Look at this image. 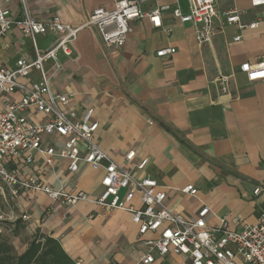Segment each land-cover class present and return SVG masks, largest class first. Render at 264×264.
I'll use <instances>...</instances> for the list:
<instances>
[{
    "label": "crops",
    "instance_id": "1",
    "mask_svg": "<svg viewBox=\"0 0 264 264\" xmlns=\"http://www.w3.org/2000/svg\"><path fill=\"white\" fill-rule=\"evenodd\" d=\"M115 1L25 0L36 18L55 15L74 25L82 24L97 7L112 8ZM164 3L189 12L188 0H146L142 7L152 10ZM0 6L21 14L20 0H0ZM217 9L237 10L239 23L227 24L217 16L211 46L198 45L192 23H182L163 11L160 27L152 26L147 17L133 21L119 49H105L95 32L84 27L72 44V55L58 52L59 67L46 61L45 70L54 92L73 95L59 107L75 111L77 119L91 108L102 150L135 177L156 179L167 195L169 210L189 218L206 205L210 209L207 225H217L225 217L229 228L240 229L243 224H255L264 212V191L254 194L255 187L264 188V80L250 82L240 70L242 63L255 64L264 54V6L252 7L250 0H217ZM254 21H259L254 29L239 27ZM238 34L241 39L234 41ZM36 38L38 49L45 51L57 36L44 32ZM165 47L176 51L157 56L156 51ZM33 56L29 37L17 29L2 38L1 65L13 67L20 57ZM219 72L230 75L228 95L219 92ZM36 77L31 71L22 82L29 84ZM9 98L17 99L18 93ZM22 114L36 124L48 118L30 108ZM62 143L55 134L42 135L43 146L59 148ZM130 150L135 157L126 161L124 155ZM27 155L24 152L8 161L9 169L20 178L34 177L55 190H81L89 198L102 191L101 170L85 162L71 172L68 159L56 158L50 170L42 154L34 152L29 164L24 162ZM143 158H148L145 168L135 169ZM185 186L195 188V194L182 192ZM132 203L138 206V198ZM5 210L15 219L6 223L8 229L20 219L23 226L18 232L27 242L36 232L54 237L77 264H139L145 250L142 239L157 236H140L130 212L106 211L88 201L68 206L37 191L21 192ZM235 217L239 222H232ZM154 264L190 261L185 255L169 253L156 255Z\"/></svg>",
    "mask_w": 264,
    "mask_h": 264
},
{
    "label": "built area",
    "instance_id": "2",
    "mask_svg": "<svg viewBox=\"0 0 264 264\" xmlns=\"http://www.w3.org/2000/svg\"><path fill=\"white\" fill-rule=\"evenodd\" d=\"M21 1V14L15 15L8 6H0V44L2 38L11 29H17L29 37L34 56L32 59L20 57L13 67L0 64V232L4 223L15 221L13 215L5 209L9 201L21 192H42L53 201L73 206L79 201L94 203L106 211L124 210L132 214L131 221L137 225L138 233H148L156 237H145L142 242L145 250L139 264H154L156 255L165 257L169 253L185 255L190 264H264V212L255 224L244 225L240 229H231L225 217L219 219L217 225L209 226L205 216L210 211L204 205L193 217L184 218L166 206V193L160 188L156 179L145 176L135 177L132 170L125 168L110 158L99 146L95 132L98 122L91 120L92 109L85 111L81 119H77L75 111L64 112L59 105H66L72 93L61 94L51 88V75L45 70V62L51 61L59 67L57 53L72 55V44L84 27L92 29L105 49H119L124 46L127 35L131 32L133 21L147 17L152 26L162 25L163 11H170L172 16L182 23L193 24L195 39L200 46H211L216 33L214 19L222 16L227 24L239 23L237 10H218L217 0H188L189 12H181L178 5L167 3L156 6L152 10H144L146 0H116L113 7L106 9L97 7L91 11L80 25L63 23L57 16L41 20L33 16L25 0ZM164 1V0H157ZM8 3L9 0H4ZM252 7L264 6V0H250ZM259 21L240 28L254 29ZM44 32L57 36L52 47L40 51L36 37ZM241 35L233 37L239 41ZM175 47L158 49L156 55L163 57L175 53ZM240 70L250 82L264 80V54L255 64L242 63ZM31 71L37 77L26 84L22 79L29 78ZM230 75L219 72L216 83L220 94L230 93ZM18 93V98H9ZM33 109L48 118L42 124L29 121L22 113ZM55 134L63 139L61 147L43 146L42 135ZM83 149H82V147ZM27 152L24 162L33 160V153L43 155L44 162L50 170L54 169L56 158L68 159V170L74 172L80 162L87 163L93 170H101V193L96 198H89L81 190L53 189L50 185L34 177L20 178L8 167V161ZM135 157L130 150L124 155L126 161ZM148 158L141 159L134 168L142 170ZM184 193L195 194L196 189L185 186L180 189ZM264 191L257 186L254 194ZM138 198L139 205L132 202ZM26 216H22L25 218ZM235 217L232 222H239Z\"/></svg>",
    "mask_w": 264,
    "mask_h": 264
},
{
    "label": "trees",
    "instance_id": "3",
    "mask_svg": "<svg viewBox=\"0 0 264 264\" xmlns=\"http://www.w3.org/2000/svg\"><path fill=\"white\" fill-rule=\"evenodd\" d=\"M22 226L21 220L18 219L13 229L16 232ZM5 228L7 229L6 223L3 230ZM2 232H0V264H77L54 237L36 232L30 237L25 249L21 253H16L13 245Z\"/></svg>",
    "mask_w": 264,
    "mask_h": 264
},
{
    "label": "rangeland",
    "instance_id": "4",
    "mask_svg": "<svg viewBox=\"0 0 264 264\" xmlns=\"http://www.w3.org/2000/svg\"><path fill=\"white\" fill-rule=\"evenodd\" d=\"M37 41V38H36ZM38 44V43H37ZM0 209H3V204L2 201L0 199ZM8 224H6L7 226ZM19 231V230H18ZM18 231L15 232V229H6L3 230L2 234L4 235V237L8 240L9 243H11L15 249L16 253H20L22 252V250L25 247L26 244V237H24L23 235H21V233H19Z\"/></svg>",
    "mask_w": 264,
    "mask_h": 264
}]
</instances>
